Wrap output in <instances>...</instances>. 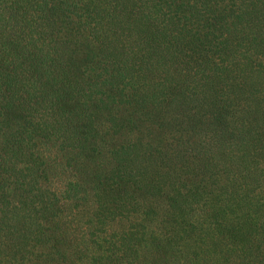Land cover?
Returning a JSON list of instances; mask_svg holds the SVG:
<instances>
[{
    "label": "trees",
    "instance_id": "16d2710c",
    "mask_svg": "<svg viewBox=\"0 0 264 264\" xmlns=\"http://www.w3.org/2000/svg\"><path fill=\"white\" fill-rule=\"evenodd\" d=\"M201 11L206 31L196 27ZM257 46L252 57L231 60L243 53L242 47ZM220 53L226 58L218 60ZM190 62L194 67L184 69ZM149 105L162 108L168 113L164 120H175L176 125L208 116L210 127L194 126L203 131L200 146L215 152L213 159L222 160L227 171L242 165L253 168V163L260 169L264 0H1L0 168L8 171L10 180L0 181V197L6 199L0 212L13 210L15 199L31 205L24 210L31 219L50 211L59 188L49 184V175L61 163L53 165L59 161L52 153L74 150L76 140L95 143L99 130L112 125L93 122L94 135L86 133V112L119 115L115 110L121 106L124 118L130 108L145 111L142 107ZM38 133L44 138L38 139ZM20 156L26 165H17ZM226 177L228 185L241 187L235 184L240 172L233 183V174ZM255 198L254 188L244 182L242 193L230 192L225 200L240 209L242 202L250 205ZM28 223L33 225L29 220L21 224ZM37 224L42 226L39 220ZM1 236L0 248L16 244Z\"/></svg>",
    "mask_w": 264,
    "mask_h": 264
},
{
    "label": "rangeland",
    "instance_id": "374dc122",
    "mask_svg": "<svg viewBox=\"0 0 264 264\" xmlns=\"http://www.w3.org/2000/svg\"><path fill=\"white\" fill-rule=\"evenodd\" d=\"M205 16L197 14V29H208ZM259 48L242 47L243 53L232 52L231 60L250 58ZM204 49L212 51L209 44ZM221 57L226 54L217 55ZM142 108L145 111L130 108L131 115L124 118L121 106L113 116L83 109L89 114L83 122L86 133L94 135L93 122H110L111 127L99 130L95 143L76 140L74 150L56 152L61 160L52 153L59 161L53 165L61 163L49 175V184L59 188L57 200L51 197L50 211L31 219L24 211L31 205L15 199L13 210L0 212L1 237L8 235L16 243L2 245L0 264H264V164L260 169L253 163V168L242 165L227 171L222 160L213 159L215 152L199 144L203 131L194 126L210 127L208 116L176 125L175 120H164L168 113L162 108ZM36 136L44 138L42 133ZM137 138L149 143L142 145ZM134 139L131 145L124 143ZM17 162L28 163L21 156ZM232 174V183L238 178L235 184L242 188L228 185L226 176ZM0 175L7 177L0 181L10 180L2 167ZM244 182L254 188L256 198L235 209L225 199L230 192L242 193ZM3 197L1 205L6 204ZM40 201L34 200L37 210ZM257 217L260 224L253 223ZM26 220L33 225L21 224Z\"/></svg>",
    "mask_w": 264,
    "mask_h": 264
}]
</instances>
